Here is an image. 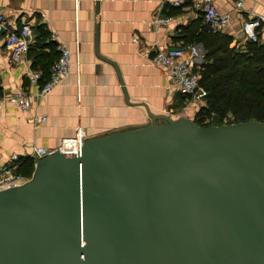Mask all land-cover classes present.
Here are the masks:
<instances>
[{
    "label": "water",
    "instance_id": "obj_1",
    "mask_svg": "<svg viewBox=\"0 0 264 264\" xmlns=\"http://www.w3.org/2000/svg\"><path fill=\"white\" fill-rule=\"evenodd\" d=\"M123 94L149 125L0 191V264H264V122L200 127Z\"/></svg>",
    "mask_w": 264,
    "mask_h": 264
},
{
    "label": "crops",
    "instance_id": "obj_2",
    "mask_svg": "<svg viewBox=\"0 0 264 264\" xmlns=\"http://www.w3.org/2000/svg\"><path fill=\"white\" fill-rule=\"evenodd\" d=\"M166 1L0 0L6 22V31L0 32V98L19 89L33 92L29 72L49 69L36 64L29 49L6 50L3 39L8 31L27 24L34 39L51 37L58 56L59 45L66 46L72 61L62 84L35 99L27 113L13 105L0 106V167L12 154L22 159L36 147L52 150L78 131L89 139L149 125L145 109L126 104L123 90L130 104H144L152 114L194 118L198 104L178 93L164 71L146 57L157 46H179L181 32L198 17L192 10L178 8L169 15L175 8ZM234 1L214 0L221 12H232L223 32L240 38L243 20L264 17V0H245L241 12L233 11ZM156 15H169L172 20L165 27H152ZM259 34L264 39V23ZM41 118L45 121L39 123Z\"/></svg>",
    "mask_w": 264,
    "mask_h": 264
},
{
    "label": "built area",
    "instance_id": "obj_3",
    "mask_svg": "<svg viewBox=\"0 0 264 264\" xmlns=\"http://www.w3.org/2000/svg\"><path fill=\"white\" fill-rule=\"evenodd\" d=\"M245 0L234 1V12H241ZM191 3V7L188 6ZM166 4L173 8L192 10L195 14L201 15L204 26L210 31H224L228 28L231 21L232 12H221L215 5L214 0H167ZM172 20L170 16L162 17L156 15L150 21L152 27H165ZM264 23V17L254 15L242 21L240 28V38H234L233 44L240 46L245 41L258 43L264 48V39L260 38L259 30ZM6 31L5 16L0 12V32ZM34 38L27 24H23L14 31H8L3 39L4 48L13 53H23L33 44ZM137 43V40H133ZM59 56L50 69L49 78L40 84L41 73L39 71H30L28 75L29 85L34 89L33 92L19 89L15 93L0 98V106L13 105L20 112L27 113L35 99L45 97L55 87L62 84L67 77L72 64L70 53L66 46L59 45ZM148 62L161 68L166 74L171 86L181 95L192 99L203 107L206 104L204 100L205 92L200 85L199 74V55L200 51L195 45L175 46V47H156L151 55L146 54ZM145 56V55H144ZM45 118L38 122L42 123ZM85 136L78 131L72 138L62 140L57 147L48 150L42 147L32 149L29 156L33 163L53 152H60L65 155L77 154L84 142ZM20 157L12 154L7 165L0 167V191L18 186L24 183L27 178L16 173Z\"/></svg>",
    "mask_w": 264,
    "mask_h": 264
},
{
    "label": "trees",
    "instance_id": "obj_4",
    "mask_svg": "<svg viewBox=\"0 0 264 264\" xmlns=\"http://www.w3.org/2000/svg\"><path fill=\"white\" fill-rule=\"evenodd\" d=\"M177 11L175 8L169 15ZM179 39V46H201L202 62L198 72L207 97L205 106L199 107L193 118L197 125L232 124L224 123L229 113L237 118L234 123L264 122V48L260 44L245 41L237 46L233 44V36L207 30L201 15L183 29ZM46 48L49 52L44 51ZM28 49L36 64L49 65L45 73L39 71L40 84H43L58 58L55 42L50 36L44 40L36 37ZM32 171V159H20L16 173L28 179Z\"/></svg>",
    "mask_w": 264,
    "mask_h": 264
},
{
    "label": "rangeland",
    "instance_id": "obj_5",
    "mask_svg": "<svg viewBox=\"0 0 264 264\" xmlns=\"http://www.w3.org/2000/svg\"><path fill=\"white\" fill-rule=\"evenodd\" d=\"M201 55H202V54H201ZM201 87H202V86H201ZM203 90H204V92H205L204 100H206L207 92H206L205 89H203ZM224 119H225L224 123H234L235 119H237V118H235V116H234L233 114L229 113V114L227 115V117L224 118Z\"/></svg>",
    "mask_w": 264,
    "mask_h": 264
}]
</instances>
